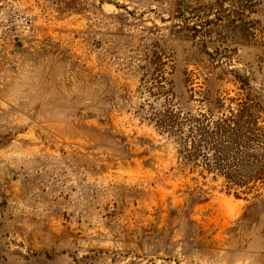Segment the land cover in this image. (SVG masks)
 <instances>
[{"label":"rangeland","instance_id":"obj_1","mask_svg":"<svg viewBox=\"0 0 264 264\" xmlns=\"http://www.w3.org/2000/svg\"><path fill=\"white\" fill-rule=\"evenodd\" d=\"M241 103L264 0H0V264H264V186L181 140Z\"/></svg>","mask_w":264,"mask_h":264},{"label":"trees","instance_id":"obj_2","mask_svg":"<svg viewBox=\"0 0 264 264\" xmlns=\"http://www.w3.org/2000/svg\"><path fill=\"white\" fill-rule=\"evenodd\" d=\"M263 112L259 103H241L217 119L205 115L194 119L186 138L181 139L184 158L190 162L200 159L204 171L225 179L227 189L264 186ZM168 120L162 126L173 129Z\"/></svg>","mask_w":264,"mask_h":264}]
</instances>
